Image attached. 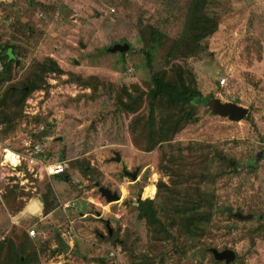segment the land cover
Returning a JSON list of instances; mask_svg holds the SVG:
<instances>
[{
  "label": "rangeland",
  "instance_id": "1",
  "mask_svg": "<svg viewBox=\"0 0 264 264\" xmlns=\"http://www.w3.org/2000/svg\"><path fill=\"white\" fill-rule=\"evenodd\" d=\"M190 1L0 0V48L11 45L16 59L0 82V118L5 90L26 82L36 65L52 60L64 71L46 77L48 90L31 94L22 115L8 102L10 127L0 119L4 147L23 152L40 140L69 165L66 187L55 178L21 187L0 166V242L23 243L25 264H226L215 251L234 252L230 264H264V0H208L204 13L217 21L216 33L172 52ZM152 27L167 40L150 67L144 41ZM118 44L129 46L125 57L109 52ZM154 73L180 90L152 114ZM129 95L137 104L125 109L118 102ZM211 96L247 109L249 119L214 115ZM42 123L48 134L40 139ZM116 153L121 163L112 161ZM204 167L213 177L187 185L213 197L204 237H154L138 202L155 199L160 181L177 186L169 168L194 176ZM124 168L139 171L136 182ZM97 182L121 201L108 203ZM41 206L38 217L28 215ZM0 264H16L6 248Z\"/></svg>",
  "mask_w": 264,
  "mask_h": 264
},
{
  "label": "trees",
  "instance_id": "2",
  "mask_svg": "<svg viewBox=\"0 0 264 264\" xmlns=\"http://www.w3.org/2000/svg\"><path fill=\"white\" fill-rule=\"evenodd\" d=\"M207 2L208 0L190 1L182 38L174 42L172 52L178 50L185 42L190 41L194 43H202V41L216 33L218 28L217 21L206 16L204 13ZM166 40V35L160 33L153 27L150 29V33L144 41L145 44H150L149 50L146 52L149 64L152 61L153 52H156L159 47L163 46ZM14 52L15 50L11 45L6 46V48L1 46L0 48V61L3 67V71L0 73L1 83L9 81L8 76L11 77L12 67L16 62V59L13 56V54H15ZM127 54L128 53L125 52L122 56L125 57ZM63 74L64 71L56 62H53L52 60L36 65L34 72L26 80V82L21 84L19 87L13 86L5 90L2 98L5 110L2 111L0 119H2L3 122L8 123L7 125L10 127L12 123L9 121L10 109L8 107L10 106V103L12 106L19 108L20 110L18 111L20 115H22V108L31 94L39 90H48L46 77L48 75ZM152 86L153 88L149 93L151 113L154 114L158 109L167 110L172 105L175 96L180 90L179 83L167 80L165 78V74L154 73L152 76ZM185 94H188V92H185ZM118 103L121 107L130 109L132 106L137 104V101L129 95L127 102L119 99ZM35 134L38 135L40 139L44 138L45 135L48 134V127L44 132ZM36 142L41 141L38 140ZM216 156H218L221 161L224 160L223 163L228 169H233V171H235V167H233L230 162H226L218 151L216 152ZM88 172V168H86L85 173ZM165 172L166 174L168 173L167 175L173 177V182L175 183L174 185L177 186H175V188H171L165 185L163 181H160L157 184V194L155 199H146L138 202L137 209L139 211L140 218L146 221L150 232L154 237L165 236L166 238H173L174 233H179L190 239H202L206 233L208 225L211 222L213 211L215 209V207L211 205L213 197L199 188L194 189L188 187L187 185H190L194 180L202 183L213 177V175L206 167L202 168L199 172H196L197 174L194 176H187L186 174L182 175L178 169L174 170L173 168H169ZM54 178L57 180V184H61L60 186L58 184L59 187L62 185H65V187L68 186L71 180L70 176L66 173L62 176ZM43 201L45 203L44 213L45 216H48L51 213V203L47 198ZM41 211V208H39L38 212ZM31 246L34 250L33 244H31ZM4 248L7 249L9 257L12 258L16 264H25L22 260V255L25 254L23 243L16 245L11 240H3L0 242V251Z\"/></svg>",
  "mask_w": 264,
  "mask_h": 264
},
{
  "label": "built area",
  "instance_id": "3",
  "mask_svg": "<svg viewBox=\"0 0 264 264\" xmlns=\"http://www.w3.org/2000/svg\"><path fill=\"white\" fill-rule=\"evenodd\" d=\"M1 70V65H0ZM226 80L223 79V83ZM47 126L40 125L35 132H44ZM26 149L19 152L0 144V166L6 170L7 175L11 178L17 177L15 181L21 187L34 185L31 180H44L45 178H54L67 173L69 165L66 161L58 159L53 154H47L45 145L41 142H29ZM26 190L29 188L26 187ZM30 217L40 215V212L29 213ZM32 236L36 235L33 230L30 232Z\"/></svg>",
  "mask_w": 264,
  "mask_h": 264
},
{
  "label": "water",
  "instance_id": "4",
  "mask_svg": "<svg viewBox=\"0 0 264 264\" xmlns=\"http://www.w3.org/2000/svg\"><path fill=\"white\" fill-rule=\"evenodd\" d=\"M129 49L127 44L125 45H115L111 49H109L110 53H125ZM209 109L212 111L214 115H218L224 118H229L231 121H241L243 120L247 114L248 110L238 106L234 103H222L219 99L214 98L211 96L207 102ZM114 162L121 163V156L119 153L115 154V158H113ZM123 173L130 177L133 182H136L138 179L139 171L129 172L126 168L123 169ZM96 188L99 190L102 197L108 202H118L121 201V196L118 195L117 192H112L110 189L102 186L99 182L96 183ZM242 218V216H239ZM246 218H251L248 216ZM62 242V241H61ZM63 246V242L61 243ZM213 256L217 261H225L226 264H230L231 261L235 259V253L232 251H225V252H213Z\"/></svg>",
  "mask_w": 264,
  "mask_h": 264
},
{
  "label": "crops",
  "instance_id": "5",
  "mask_svg": "<svg viewBox=\"0 0 264 264\" xmlns=\"http://www.w3.org/2000/svg\"><path fill=\"white\" fill-rule=\"evenodd\" d=\"M146 189V188H145ZM39 201V200H38ZM40 202V201H39ZM41 204V203H40ZM41 209H42V206H41Z\"/></svg>",
  "mask_w": 264,
  "mask_h": 264
},
{
  "label": "bare ground",
  "instance_id": "6",
  "mask_svg": "<svg viewBox=\"0 0 264 264\" xmlns=\"http://www.w3.org/2000/svg\"><path fill=\"white\" fill-rule=\"evenodd\" d=\"M150 192H153V190H151Z\"/></svg>",
  "mask_w": 264,
  "mask_h": 264
}]
</instances>
